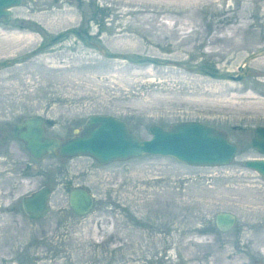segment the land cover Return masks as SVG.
Masks as SVG:
<instances>
[{
    "label": "rangeland",
    "instance_id": "rangeland-1",
    "mask_svg": "<svg viewBox=\"0 0 264 264\" xmlns=\"http://www.w3.org/2000/svg\"><path fill=\"white\" fill-rule=\"evenodd\" d=\"M10 13L0 22V62L13 59L0 69V128L7 131L0 162L14 195L1 206L0 264H15L12 253L17 264H247L242 252L264 257V178L244 166L264 155L250 146L264 125V55L232 81L109 59L73 33L37 51L76 27L110 52L233 72L264 49V0H20ZM96 113L120 117L142 139L151 124L203 121L224 130L236 153L217 167L153 154L102 165L81 155L34 160L12 137L18 120L39 114L46 134L65 140ZM40 185L51 189L49 211L28 218L19 197ZM79 186L94 203L76 215L67 194ZM223 210L235 222L220 231L213 217Z\"/></svg>",
    "mask_w": 264,
    "mask_h": 264
},
{
    "label": "water",
    "instance_id": "water-1",
    "mask_svg": "<svg viewBox=\"0 0 264 264\" xmlns=\"http://www.w3.org/2000/svg\"><path fill=\"white\" fill-rule=\"evenodd\" d=\"M19 2L20 0H0V22H4V24L9 22L11 18L10 12H12L13 7H17ZM69 33L75 34L80 42L95 47L98 53L109 59H125L133 63L149 61L161 66L178 67L181 70H187L192 73L207 74L211 78H219L221 80L232 78L237 81L244 75L243 65L250 58L264 55V49H258L256 52L248 54L246 59L236 66L239 73L236 76H232L230 72L221 73L212 71L209 68L192 67L169 58L158 60V58L148 56H133L128 54V52H110L104 44L88 38L76 27L62 29L51 37L49 41H43L37 51L42 47H49L51 43L58 41L62 36H67ZM29 54L31 53L27 55ZM12 60L4 59L1 61L0 69L5 65H10ZM44 124L43 117L39 116V114H34L24 116L12 128L13 139L19 140L22 143V148L34 160L42 159L48 153L62 158L81 155L90 156L97 163L105 165L110 161H125L142 154H153L164 157L172 156L176 161L183 162L186 165L217 167L230 164L236 153V144L227 138L224 130L217 129L212 124H206L199 120L178 121L168 126V128H163L160 124H151L147 128L148 133H150L147 139H142L136 133L131 132L127 123L120 117H114L111 114H88L78 131L65 140L46 134ZM251 138L250 146L255 148L258 153L264 154V125L256 127ZM244 166L256 171L258 176L264 178V156H261V158L251 157V159L245 160ZM50 193L51 189L49 187L40 185L27 195L20 196L21 208L28 218L39 219V217L48 213ZM67 198L69 208H72L76 215L89 213L94 203L91 191L82 186L71 188ZM234 217V212L223 210L216 212L213 218L218 230L224 231L229 230L234 225Z\"/></svg>",
    "mask_w": 264,
    "mask_h": 264
},
{
    "label": "flooded vegetation",
    "instance_id": "flooded-vegetation-1",
    "mask_svg": "<svg viewBox=\"0 0 264 264\" xmlns=\"http://www.w3.org/2000/svg\"><path fill=\"white\" fill-rule=\"evenodd\" d=\"M92 47V46H91ZM32 52V51H31ZM30 52V53H31ZM247 57V56H246ZM246 59V58H245ZM251 59V58H250ZM249 59V60H250ZM253 59V58H252ZM251 59V60H252ZM248 60V61H249ZM247 61V62H248ZM247 62L243 65L244 67V75L241 77V78H244V77H247V75H249L251 73V70L248 69V66H247ZM231 75L232 76H236L237 73H239L238 69L236 71H233L231 72ZM240 78V79H241ZM227 79H231L232 81H234L232 78H227ZM44 119V118H43ZM7 131L6 129H2L0 128V155L3 154V149L6 145V140L5 138L7 137ZM4 168H6V166H4L1 162H0V212L3 211L5 212L6 209L5 208H1L2 205H7L8 202H10L8 200V196L10 194L14 195L13 193V189H12V186L13 185H10L7 181V170H4ZM11 190V191H9ZM22 196V195H21ZM19 200H20V197H19ZM20 203H21V200H20ZM13 205V203H12ZM21 206H22V203H21ZM2 209V210H1ZM22 209V208H21ZM245 249V248H244ZM242 254H244V260L247 262V264H264V257H260V256H256V258L252 257L250 255V252H242ZM12 258V261L13 263L17 264L16 262V259L18 258L17 256H15L14 253H12L10 256H9V259Z\"/></svg>",
    "mask_w": 264,
    "mask_h": 264
},
{
    "label": "bare ground",
    "instance_id": "bare-ground-1",
    "mask_svg": "<svg viewBox=\"0 0 264 264\" xmlns=\"http://www.w3.org/2000/svg\"><path fill=\"white\" fill-rule=\"evenodd\" d=\"M27 183V182H26ZM264 251V250H263Z\"/></svg>",
    "mask_w": 264,
    "mask_h": 264
}]
</instances>
